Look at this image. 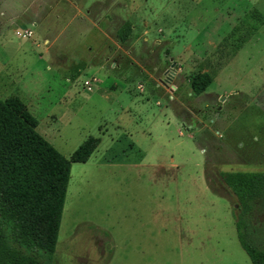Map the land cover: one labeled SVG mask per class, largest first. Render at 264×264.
Listing matches in <instances>:
<instances>
[{"label":"rangeland","instance_id":"obj_1","mask_svg":"<svg viewBox=\"0 0 264 264\" xmlns=\"http://www.w3.org/2000/svg\"><path fill=\"white\" fill-rule=\"evenodd\" d=\"M77 1L0 36V98L65 158L100 140L70 163L52 264H251L222 174L264 171V0H127L144 18L123 42L118 1ZM250 220L264 239V207Z\"/></svg>","mask_w":264,"mask_h":264},{"label":"trees","instance_id":"obj_2","mask_svg":"<svg viewBox=\"0 0 264 264\" xmlns=\"http://www.w3.org/2000/svg\"><path fill=\"white\" fill-rule=\"evenodd\" d=\"M124 22L117 37L129 33ZM211 82L188 77L194 95ZM37 120L17 96L0 98V264H52L70 163L87 161L99 142L87 136L68 158L36 131ZM222 179L239 203L234 215L240 247L251 264H264V239L250 216L264 207V171H228Z\"/></svg>","mask_w":264,"mask_h":264},{"label":"crops","instance_id":"obj_3","mask_svg":"<svg viewBox=\"0 0 264 264\" xmlns=\"http://www.w3.org/2000/svg\"><path fill=\"white\" fill-rule=\"evenodd\" d=\"M116 1H118L120 9L123 10L121 11L123 15L122 16L119 15L120 19L123 20L124 22H127L128 24L131 23L130 28L137 30L140 27L138 25L139 22L141 21L140 19L141 18L143 19L144 17L143 16L142 17H136V16L132 17L131 14L137 15L135 14V7L133 8L132 6H130V9H129L127 0H125L124 2H119V0H116ZM104 2L106 1L95 0L94 6H96V4H99V3L104 4ZM130 2L133 3V0H130ZM92 3L93 2L90 1V4L85 5L86 3L84 2L80 3L77 0H0V21L9 19L7 21L8 23L6 24V27H4L2 31H0V36L4 35V33L7 30H10L9 26L12 27L11 30L12 29L15 30L16 28H23L24 32L29 31V30L26 31L24 28L25 22L27 21H30L31 24H34L35 21H37L40 24L48 16H51L54 19L62 18L64 12L69 13V14L72 12L73 14H75L74 12H78L79 10L84 9L86 13V11L89 10L88 7L92 5ZM128 9L130 13L129 17L127 16V13H125L126 10ZM101 10L102 9L98 11L100 17L104 14V12H106V9H103V11ZM95 16L97 15L95 14ZM154 24L156 25L157 23L154 22ZM48 25L49 24H47V27ZM101 31H102V34L104 35V31L103 30ZM148 31H149L148 28L142 30V32L144 33H148ZM46 42H47V38H44L43 43H46ZM117 48L121 50V46H117ZM119 58H120V55H119ZM113 62L115 63V61H112L110 64H112ZM2 68H5L4 63L2 64ZM91 78H95L97 80L96 83L98 82V79L95 76H91L90 79Z\"/></svg>","mask_w":264,"mask_h":264},{"label":"built area","instance_id":"obj_4","mask_svg":"<svg viewBox=\"0 0 264 264\" xmlns=\"http://www.w3.org/2000/svg\"><path fill=\"white\" fill-rule=\"evenodd\" d=\"M28 35L30 34V31L26 32ZM96 79L95 78H91L88 80H84V85L85 87H87V89H89L91 86H93L94 84H96Z\"/></svg>","mask_w":264,"mask_h":264}]
</instances>
